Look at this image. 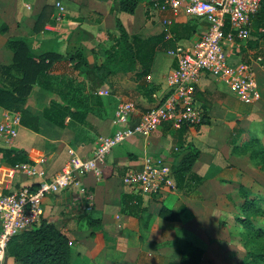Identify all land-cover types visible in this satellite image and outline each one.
<instances>
[{"label": "crops", "instance_id": "crops-1", "mask_svg": "<svg viewBox=\"0 0 264 264\" xmlns=\"http://www.w3.org/2000/svg\"><path fill=\"white\" fill-rule=\"evenodd\" d=\"M165 18L174 19L169 29L171 38H178L176 45H192L207 29L206 21L189 13L177 17L170 11L151 14L142 0L132 13L112 0H0V25L8 27L0 32V64L13 62L7 42L21 39L35 55L82 50L94 67L106 59L103 48L116 45L118 20L130 35L165 34L171 39ZM225 48L233 62L253 66L258 95L251 103L243 102L227 83L205 74L193 95L195 105L208 118L206 123L179 128L164 123L148 137L135 135L113 148L98 171L44 198L42 219L69 237L72 264L178 263L179 250L190 247L203 250L200 264L214 263L212 256L221 248L222 256L226 254L225 233L243 202L240 188L247 187L252 195H261L263 190L258 185L263 172L260 158H251L252 149L246 145L256 140L264 145V21L255 16L251 37L227 41ZM175 67L173 50H157L148 78L140 79L134 72L112 74L100 88L108 92L100 94L102 107L95 106L101 109L100 115L89 112L84 122L68 117L64 126L44 117L45 108L57 97L36 85L26 107L39 118V130L22 124L13 144L0 138V148L24 150L28 161L50 178L68 162L70 148L81 157L93 156L97 139L116 130L114 119L121 103L134 101L142 113L163 101L169 92L167 77ZM7 111L0 106V122ZM180 143H192L200 150L192 175L201 183L187 189L165 188L158 195L142 194L124 184L126 171L141 168L146 155L163 156L171 165L178 162ZM41 179L18 174L14 183L36 187ZM163 207L179 212V219L162 217ZM93 220L97 221L92 224ZM4 258V264H20L13 257Z\"/></svg>", "mask_w": 264, "mask_h": 264}, {"label": "built area", "instance_id": "built-area-1", "mask_svg": "<svg viewBox=\"0 0 264 264\" xmlns=\"http://www.w3.org/2000/svg\"><path fill=\"white\" fill-rule=\"evenodd\" d=\"M112 1L120 3L122 0ZM142 1L148 3L151 14L170 11L177 17L183 12L189 13L206 21L207 29L192 45H177L173 50L176 67L167 77L169 92L163 101L142 113L138 112L134 101L121 103L114 119L116 130L97 139L92 157H81L70 148V159L61 171L46 178L35 163L25 161L10 164L0 152V244L39 224L44 212L43 200L47 195L65 190L79 183L83 176L98 171L107 154L122 142L135 135L148 137L164 123L172 128L200 125L205 112L195 105L193 93L205 74L230 85L245 103H251L258 95L252 64L233 62L225 43L251 37V23L261 10L263 0ZM57 6L60 10L64 9L60 3ZM163 23L167 37L171 38L169 28L174 24V19L165 18ZM98 93L108 92L100 89ZM20 125L21 113L7 111L0 122V138L7 145H12ZM18 174L42 179L34 188L31 185L16 187L14 180ZM123 182L142 194L158 195L165 188H177L171 163L167 158L157 155H146L141 168L128 169L123 175Z\"/></svg>", "mask_w": 264, "mask_h": 264}, {"label": "trees", "instance_id": "trees-1", "mask_svg": "<svg viewBox=\"0 0 264 264\" xmlns=\"http://www.w3.org/2000/svg\"><path fill=\"white\" fill-rule=\"evenodd\" d=\"M137 2L138 0H122L120 5L123 10L132 13ZM256 17L264 21V0ZM7 28V25H0V32H5ZM118 30L116 45L104 47L103 54L106 59L101 65L94 67L82 50L66 55L56 52L35 55L24 40H9L7 46L13 51L14 57L11 64H0V106L9 111L20 112L22 124L38 131L39 118L32 115L26 107L27 100L37 85L55 93L57 98L51 100L45 108L44 117L59 126H64L68 117L84 122L89 112L100 115L101 109L95 107H102L98 90L107 83L109 76L122 71L134 72L140 79L148 78L155 52L175 50L177 47V37L166 39L165 34L145 38L130 35L120 20ZM207 121L205 114L201 124ZM180 144L178 162L172 164V169L177 187L187 189L192 183H201L200 178L192 175V168L200 156V150L192 143ZM246 147L247 150L252 149L251 158H260L261 169L264 170V145L256 140ZM0 152L10 164L29 160L24 150L0 148ZM240 194L243 202L235 219L247 228H244L246 234L244 233L243 239L244 245L248 247L241 264H264V244L259 243L256 238L253 239L261 235L264 239V232L260 228H254L252 223V217L264 210V196L252 195L244 186L240 188ZM160 214L165 219L174 221L179 219L180 213L163 207ZM96 221L93 220L92 224ZM3 251L4 257H13L20 264L73 263V248L69 237L46 219L10 237L5 242ZM179 252L182 253L181 261L168 264H200L203 258V250L198 247Z\"/></svg>", "mask_w": 264, "mask_h": 264}, {"label": "rangeland", "instance_id": "rangeland-1", "mask_svg": "<svg viewBox=\"0 0 264 264\" xmlns=\"http://www.w3.org/2000/svg\"><path fill=\"white\" fill-rule=\"evenodd\" d=\"M258 164H259V166L261 165L260 160H259ZM260 169H261V167H259V170ZM261 170L263 172L259 173L261 176L259 177L260 182L258 185L263 190H261L262 193H259V194L264 195V170L263 169H261ZM261 195H259V196H261ZM236 211H237V215H238L240 212L239 209L237 208ZM235 217L231 218L230 231L225 233V235H226L225 241L226 242L224 245H226V246H224V247L226 250V254L224 256H222V251H221L222 248H221L215 256H212L214 263H211V260H208L204 264H241L242 263L244 254L248 250V247H246L244 245V239H243L245 229H247V228L242 226L235 219ZM252 223L254 225V228H257V229L260 228L264 232V210H263V212H258L256 215H254L252 217ZM254 238H256L259 243L264 244V239H262L263 235H261V237H253V239ZM3 248H4V244H0V264H4V262H5Z\"/></svg>", "mask_w": 264, "mask_h": 264}]
</instances>
